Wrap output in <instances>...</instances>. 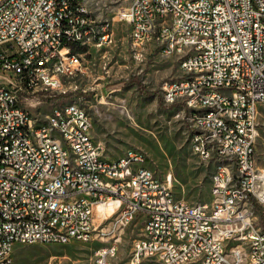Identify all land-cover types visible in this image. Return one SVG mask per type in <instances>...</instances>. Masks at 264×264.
Returning a JSON list of instances; mask_svg holds the SVG:
<instances>
[{
  "label": "built area",
  "instance_id": "2783aa9c",
  "mask_svg": "<svg viewBox=\"0 0 264 264\" xmlns=\"http://www.w3.org/2000/svg\"><path fill=\"white\" fill-rule=\"evenodd\" d=\"M115 2L100 19L80 0H0V264H14L18 245L90 243L107 234L100 227L109 218L116 230L137 217L143 229L129 264H264V169L256 160L264 0ZM119 22L129 24L133 45L155 42L178 57L181 77L164 82L163 100L182 107L195 156L226 159L212 174L210 203L176 199L140 149L105 157L78 104L54 107L47 129L20 105V90L60 91L64 78L83 74L85 49L111 44ZM138 180L142 193L132 192ZM117 241L98 247L94 264H114Z\"/></svg>",
  "mask_w": 264,
  "mask_h": 264
},
{
  "label": "rangeland",
  "instance_id": "374dc122",
  "mask_svg": "<svg viewBox=\"0 0 264 264\" xmlns=\"http://www.w3.org/2000/svg\"><path fill=\"white\" fill-rule=\"evenodd\" d=\"M100 19L112 16L115 0H81ZM84 73L64 78L60 91L28 94L20 90V105L28 109L36 124L45 121L54 107L76 103L92 119V137L102 146L105 157L116 159L129 148L140 149L147 155L148 166L164 179L176 199L190 204L212 201L214 163H204L192 153L190 128L178 116L180 105H167L163 100L165 81L181 77L178 57L164 56L155 42L140 46L131 41L127 22L114 25L111 44L85 49ZM135 78L147 95L141 94ZM256 160L264 169V104L259 106ZM109 218L96 240L73 241L65 245H18L13 252L14 264H94V251L115 242L119 253L114 264H129L134 242L140 237L143 219L114 230ZM264 227L263 222H261ZM112 228V231H110ZM231 243L228 244V247ZM247 262V260L245 261Z\"/></svg>",
  "mask_w": 264,
  "mask_h": 264
},
{
  "label": "bare ground",
  "instance_id": "6f19581e",
  "mask_svg": "<svg viewBox=\"0 0 264 264\" xmlns=\"http://www.w3.org/2000/svg\"><path fill=\"white\" fill-rule=\"evenodd\" d=\"M83 8L88 14H92L85 6L83 2H81ZM79 45L80 46H87V36H79ZM62 62L63 63H70V54H62ZM35 123V122H34ZM39 129H47V122L39 123ZM219 146H226V138H219ZM211 163H214L215 170L218 168H222V166H226V159L223 157H216L212 159ZM145 189V180H138V184L132 185V192L134 193H142Z\"/></svg>",
  "mask_w": 264,
  "mask_h": 264
},
{
  "label": "trees",
  "instance_id": "16d2710c",
  "mask_svg": "<svg viewBox=\"0 0 264 264\" xmlns=\"http://www.w3.org/2000/svg\"><path fill=\"white\" fill-rule=\"evenodd\" d=\"M127 84H136L138 86V89L141 92V94H143V95L148 94V92L145 90L144 86L140 82H138L135 78L128 80Z\"/></svg>",
  "mask_w": 264,
  "mask_h": 264
}]
</instances>
